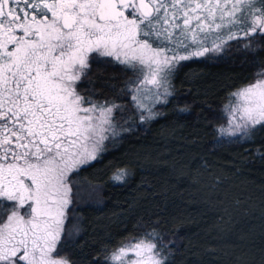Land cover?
<instances>
[{
    "label": "snow or ice",
    "instance_id": "snow-or-ice-1",
    "mask_svg": "<svg viewBox=\"0 0 264 264\" xmlns=\"http://www.w3.org/2000/svg\"><path fill=\"white\" fill-rule=\"evenodd\" d=\"M257 38L264 0H0V264H73L57 252L80 231L65 228L71 174L161 115L182 62L226 54L234 41L255 51ZM101 58L131 74L122 91L132 116L97 98L91 67ZM231 96L220 134L252 141L264 132V70ZM128 175L117 169L112 180ZM174 244L153 230L104 261L171 264Z\"/></svg>",
    "mask_w": 264,
    "mask_h": 264
},
{
    "label": "trees",
    "instance_id": "trees-1",
    "mask_svg": "<svg viewBox=\"0 0 264 264\" xmlns=\"http://www.w3.org/2000/svg\"><path fill=\"white\" fill-rule=\"evenodd\" d=\"M231 43L226 54L182 62L173 96L157 105L161 115L136 122L71 174L75 213L70 208L66 230L77 224L80 231L58 246L61 256L106 264L121 242L155 230L165 243L175 241L171 264H264V132L252 141L220 134L231 93L264 70V43L257 38L255 51ZM91 73L97 98L135 113L122 91L130 73L102 58ZM117 169L129 172L123 183L112 180ZM89 186L97 190L91 201L81 197Z\"/></svg>",
    "mask_w": 264,
    "mask_h": 264
},
{
    "label": "rangeland",
    "instance_id": "rangeland-1",
    "mask_svg": "<svg viewBox=\"0 0 264 264\" xmlns=\"http://www.w3.org/2000/svg\"><path fill=\"white\" fill-rule=\"evenodd\" d=\"M231 99H233V98H231ZM227 117H228V115H227ZM227 127H228V120H227L226 125H224L222 128H227ZM96 192H97V190L94 187L89 186L86 189H84L83 191H81V197H82V199L85 198L84 200H87V201L90 200L91 201V199L93 198V195L96 196ZM93 200L95 201V198ZM69 212H70V209H69ZM65 228H66V225H65ZM54 255H55V253H54Z\"/></svg>",
    "mask_w": 264,
    "mask_h": 264
}]
</instances>
